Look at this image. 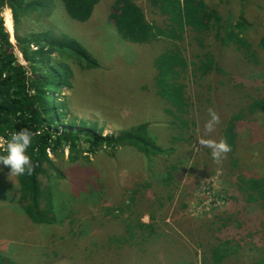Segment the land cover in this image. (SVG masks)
<instances>
[{
	"label": "rangeland",
	"instance_id": "1",
	"mask_svg": "<svg viewBox=\"0 0 264 264\" xmlns=\"http://www.w3.org/2000/svg\"><path fill=\"white\" fill-rule=\"evenodd\" d=\"M19 1L40 6L18 19L9 8L0 14L20 65L24 62L17 41L47 34V42L56 44L46 45L45 50H52L51 58L68 68V82L56 91L48 89L53 107L66 103L63 126L69 120L96 123L103 135L118 136L128 126L146 123L169 154L147 159L126 147L114 154L101 150L88 159L84 153L75 163L69 161L68 146L58 155L50 154L51 167H44L46 173L39 180L51 186L49 215L59 223L38 226L21 211L16 176L0 165V255L16 264H167L166 246L175 243L176 248H186L183 264H208L204 251L212 246L238 252L222 264H254L260 251L252 252L246 244L251 241L258 248L264 243V206L244 183L264 180V110H248L250 95L256 97L264 88L254 90L264 83V50L258 48L264 40V0H249L244 14L252 27L248 39L256 62H247L234 47L220 46L213 32L206 34V48L223 72L200 77L189 67L182 80L188 114L180 120L162 112V101L154 95L153 61L168 43L126 41L112 0H101L85 23L69 18L61 0ZM212 1L224 26L236 21L240 9L233 0ZM128 5L140 7L152 20L146 0H130ZM193 36L188 32L182 42L189 64L204 52ZM63 40L77 41L98 67L88 68L69 53ZM30 48L37 46L32 43ZM211 114L218 122L208 132L205 124ZM237 115L244 120L234 121L231 151L216 161L205 142L225 141L221 131ZM177 132L183 141L173 143ZM169 172L171 183L166 179ZM146 181L149 185L141 187ZM127 204L134 211L141 209L142 220L149 215L155 218L154 233H139L132 248L111 240L127 237L121 222L128 216L131 223L136 219Z\"/></svg>",
	"mask_w": 264,
	"mask_h": 264
},
{
	"label": "trees",
	"instance_id": "2",
	"mask_svg": "<svg viewBox=\"0 0 264 264\" xmlns=\"http://www.w3.org/2000/svg\"><path fill=\"white\" fill-rule=\"evenodd\" d=\"M100 1L61 0L68 17L80 23L90 19ZM128 1L130 0H112V9L120 12L124 28L119 29V32L124 35L126 41L138 45L155 41L168 43V47L153 61L154 95L162 101L163 110L161 111L168 116L171 115L174 120H180V117L188 114L189 104L184 95L182 80L188 73L189 67L193 73L197 71L200 77L222 71L217 67L213 54L206 48L204 42L206 34L213 32V37L220 46L234 47L242 53L247 62H256L255 55L253 56L255 51H250L252 47L248 39L252 27L244 16L249 0H233L239 6L240 12L236 21L226 26L223 25V17L217 9V4L212 0H146L152 20L146 18L145 12L140 7L129 6ZM6 8H9L14 18L18 19L23 12L39 9L40 6L19 0H0V14ZM250 28L251 30L248 31ZM188 32L194 34L193 39L204 50L198 61L190 62V64L182 51V42ZM47 37V34L35 35L17 41L24 62L21 66L13 52L14 47L0 16V154L3 153L4 144L14 132L26 129L32 133V145L27 153L31 158L32 172L16 176V180L20 193L21 211L30 222L37 226L57 222L54 216L49 215L53 206L51 186L46 183L42 185L39 180V175L46 173L43 170L44 167H51L50 154L58 155L65 146H68L69 161L74 163L79 160V155L84 153L88 159L90 155L101 150H110L114 154L115 151L126 147L135 149L147 159L169 154L164 144L158 140L159 137L149 133L146 123L139 122L128 126L125 130H120L118 136L103 135L96 123L75 124L74 120H69V125L63 126L65 118L68 117L66 103L63 102L58 108L53 107L49 102L53 94L50 95L48 89L54 91L60 89L61 85L68 82L69 72L61 61L51 58L52 50L50 52L45 50L46 45L56 44L54 41L47 42ZM32 43L37 46L36 50L30 48ZM61 44L67 45L69 53L79 58L88 68L98 67L97 62L77 41L63 40ZM258 48L264 50V40L260 41ZM263 87L264 83L254 90L260 91ZM249 98L251 102L248 106L249 112L264 110V88L262 94L256 97L250 95ZM164 113H162L163 117H167ZM238 119L244 120L237 115L233 121L230 120L228 127L221 131L222 137L230 147L233 146L236 137L234 121ZM166 128L171 129L170 126ZM176 128L180 127L177 125ZM182 141L183 138L178 132L172 137L173 143ZM166 179L171 183L170 172ZM244 184L247 191L256 194V200H260L264 206V180L260 178ZM148 185L149 181H146L144 185L140 183L141 187ZM125 207L130 215L136 216V219L131 223L128 216L124 222H121L127 237H113L111 240L118 246L129 245L132 248L135 246L134 239L139 233H154L152 225L155 218L149 215L147 221H144L139 213L141 209L134 211L131 204ZM115 210L124 212L119 207ZM58 223L59 221L56 224ZM246 245L252 252L260 251L259 258L254 264H264V243L258 248H255L254 242L251 241ZM166 248L169 253L165 256L169 258L167 264L184 263L185 257L188 256L185 252L186 248H176L175 243L168 244ZM237 253L236 250L212 246L204 251V260L208 264H222L225 258ZM122 258L123 256L121 257L123 262L126 261ZM0 264L16 263L11 257L0 255Z\"/></svg>",
	"mask_w": 264,
	"mask_h": 264
},
{
	"label": "clouds",
	"instance_id": "3",
	"mask_svg": "<svg viewBox=\"0 0 264 264\" xmlns=\"http://www.w3.org/2000/svg\"><path fill=\"white\" fill-rule=\"evenodd\" d=\"M49 90L51 89L49 88ZM217 122L218 117L211 114V119L205 124L206 131H213ZM205 143L212 150V158L216 161H219L224 154L231 151L230 145L224 140L219 142L207 141ZM31 145V132L26 129L14 132L3 146V153L0 154V165L9 167L10 174L15 176L31 174L33 166L31 158L27 154Z\"/></svg>",
	"mask_w": 264,
	"mask_h": 264
}]
</instances>
